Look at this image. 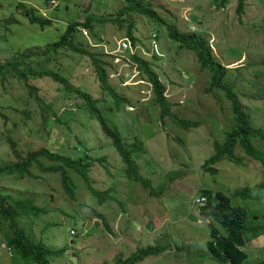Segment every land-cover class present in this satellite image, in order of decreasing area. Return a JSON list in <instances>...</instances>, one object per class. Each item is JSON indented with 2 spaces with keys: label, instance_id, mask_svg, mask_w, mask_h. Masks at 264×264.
<instances>
[{
  "label": "rangeland",
  "instance_id": "obj_1",
  "mask_svg": "<svg viewBox=\"0 0 264 264\" xmlns=\"http://www.w3.org/2000/svg\"><path fill=\"white\" fill-rule=\"evenodd\" d=\"M142 1L165 14L166 20L177 25L183 34L208 40L214 59L229 69L224 84L233 86L240 93V102L251 115L253 123L264 126V73H255L263 70L264 0H246L245 13L241 17L237 14L239 0H228L221 8L219 6L223 0ZM45 2H50L47 7ZM55 2L59 4L52 9V0H0V36L8 37V43L0 39V64L11 60L18 51H42L47 44L63 35L72 22H85L90 15L115 16L126 6L125 0ZM20 4L23 6L20 7ZM29 8H35L36 15L54 20L53 25L44 29L32 26L24 14ZM87 9V14L82 13ZM129 18L141 28L142 39L136 34L138 43H144L147 48L157 44L159 52L172 53L166 57V61L161 60L164 55H155L160 60L156 65L161 71L170 62L180 64L173 54L175 45L166 39L162 27L147 25L143 18L136 15ZM10 19L17 23H6ZM156 30L160 34L159 39L154 41L150 38L156 34ZM77 36L83 48L97 55L104 54L100 58L107 64L110 83L129 101L121 112L112 113V116L107 114L108 121L119 127L128 145H135L139 141L142 143L143 151L134 152L136 167L156 192L162 190L163 193L159 197H150L142 185L126 179L121 157L110 139L103 135L98 123L82 110L75 108L76 114L70 121L71 133L63 131L65 126L56 121L59 118L52 117L46 110L48 126L60 125L52 135H48V131L45 132L42 127L44 119L40 116L42 113L37 102L29 97L22 84L12 79L6 83L0 81V167L17 162L8 141L10 138L24 157L29 151L48 147L59 155L75 153L77 158L79 154L83 155L82 151L78 153L76 149V139H79L84 147L94 150L93 155L90 154L94 166L89 173L94 187L102 193L109 191L110 197L95 201L80 175L69 170V176L77 188L74 201L65 193L60 175H39L37 169V177H28L20 182L16 177L1 180L0 190L3 193L0 194L16 198L31 197L47 213L36 221L23 218L20 225L36 241L42 239L50 250L64 252L62 256L50 259L52 264H104L116 257L128 258L138 249L149 246H163L165 250L158 257H149L141 264H220L209 252L212 219L207 212L202 214L198 200L204 190L222 191L232 196L240 188L253 187L264 180V169L254 160H246L243 165L223 160L215 166L219 170L216 175L203 169L206 161L215 155V140L220 143L226 140L221 134L231 118V104L225 93L217 90L208 93L211 73L202 71L195 55L182 53L187 59L184 66L190 72H198L199 76L196 82L182 85L177 95L168 93V89L165 97H172V102L181 104L174 107L173 114L179 118L190 115L202 122L195 129L186 131L175 121L160 118V109L152 100L146 76L131 60L128 54L130 46H122L126 42L125 30L119 32L115 26L94 25L92 33L86 30ZM138 43L134 47L146 50L143 44ZM148 54L151 56L153 52ZM116 57L121 61H117ZM50 68L60 70V74L68 77L72 85L102 99L100 106L112 100L97 91L98 84L93 78L88 56L60 51ZM193 76L191 74L190 78L194 79ZM44 85L41 92L52 100L53 94L46 89L49 84L45 82ZM190 100L194 108L186 106ZM76 103L75 97L68 99L61 93L57 95L55 108L62 111L66 105L74 108ZM25 109L30 110V115L23 118ZM257 145L264 150L262 142L258 141ZM102 159L103 162H99ZM41 161L46 167L57 165L44 158ZM170 168L176 171L178 183L164 186L170 184L166 177ZM237 200L238 197H232L234 205H242L249 213L250 210L255 212L264 208V196L258 202ZM262 214V211H258L254 218L261 219L263 223ZM42 230L45 231L40 235ZM8 234H11L10 228L0 223V264H14L13 255L11 258L12 253L6 247ZM244 251L249 254L250 262L264 260V236L251 242Z\"/></svg>",
  "mask_w": 264,
  "mask_h": 264
},
{
  "label": "trees",
  "instance_id": "obj_2",
  "mask_svg": "<svg viewBox=\"0 0 264 264\" xmlns=\"http://www.w3.org/2000/svg\"><path fill=\"white\" fill-rule=\"evenodd\" d=\"M125 1L126 6L115 16L95 17L90 15L86 17L85 22H72L67 26L63 35L55 42L47 44L42 51L33 49L31 52L18 51L14 53V57L11 60L0 64V81L6 83L14 79L23 85L28 91L29 97L35 99L37 102V106L42 113L40 116L44 119L42 127L45 132L48 131V135H52L56 129H59L60 125L65 126L63 131L71 133L72 126L70 121L74 118L72 116L76 114L75 108L82 110V113H86L91 120L98 123L103 135L110 139V143H112V146L121 157L122 164L124 165L122 172L126 179L142 185L144 189L148 190L150 197H159L163 193L162 190L158 189L160 192H156L151 182L144 178L136 167L137 158H134V152L137 150L143 151L142 143L139 141L135 145H128L119 127L113 123L111 125L107 118V114L112 116V113L114 115V113L121 112L123 106L129 105V101L123 98L119 94V91L110 83V74L106 67L107 64L100 58L104 54L97 55L83 48L77 38V35L84 32V30L85 32L87 30V32L92 33L94 25H111L117 27L119 32L125 30L124 37L126 41H129L134 46L139 41L136 38V34L142 39L139 32L141 28L129 17L131 15L139 16L147 22V25L157 24L159 27H162L166 39L175 45L173 54L177 62H180V66L170 62V65L168 64V67L161 71L159 66L156 65L160 60L155 55L159 56V53L164 55L161 56V60L166 61V57L172 53L159 52L157 44L155 46L150 45V48H147L144 43H138L143 44L146 50L140 46L141 50L139 53L132 56L133 62L137 64L138 69L146 76V82L151 88L152 100L160 109V118L164 119L167 117L175 121L177 126L186 131H191L202 124L199 119L190 115L187 118H179L173 114L174 107L180 106L181 104L179 102H172L170 100L172 97H165V92L168 89V93L177 95L178 90L183 88L182 85L192 84L197 81L199 73L190 72V69L184 66L186 65L187 59L186 55L182 53L189 54V56L193 54L196 56L197 64L199 63L202 71L208 70L211 73V86L207 89L208 93H213L216 90L221 91L225 93L226 98L231 104V118L226 123V126L223 127L221 134L225 136L226 140L224 143H220L217 139L215 140V155L206 161L203 169L207 173L216 175L219 170L215 166L223 160L236 165H243L246 160H254L259 162L262 169H264V150L257 145L258 141L264 144V126H256L253 123L251 115L244 110V106L240 102V93L238 94L233 86L224 84V79L229 73V69L214 59L212 55L213 51L208 40L183 34L177 25L166 20L167 16L165 14L145 4L142 0ZM227 1L223 0L219 7H224ZM45 3L47 7L49 3ZM22 6L20 4V7ZM245 8L246 0H239L237 14L240 17L244 15ZM88 9L82 11V13L87 14L89 12ZM36 13L37 10L35 8H29L24 13L32 26H38L44 29L53 25L54 20L42 15H36ZM6 23L15 24L17 21L10 19ZM159 34L156 30V34H152L150 39L157 41ZM0 39L1 42L8 43V37L6 35L0 36ZM60 51L88 56V61L94 72L93 78L96 79V83L98 84L97 91H99V94H105L104 97L106 98H112V100L110 102L105 101L104 105L100 106L102 99L95 98L93 94L84 88L82 89L72 85L68 77L60 74V70H52L50 64L55 57L59 56ZM151 52L153 54L149 56L148 53ZM261 66L263 70L261 72H255L258 75L264 73V60L261 62ZM191 74L194 75V79L190 78ZM45 82L49 84L46 87L48 93L53 94L52 100H49L41 92V89L45 87ZM61 93H64L68 99L75 97L77 103L74 108H72V105H66L62 111L55 108L57 95ZM259 94L261 95L262 92L260 91ZM186 106L195 107L192 100ZM46 110L49 111L52 117H58L59 119L56 121L61 122V124L49 127L48 117H45ZM24 113L25 116L23 118L26 116L29 117L30 110L25 109ZM76 138L78 137H72V139ZM8 141L11 143V151L17 159V162L0 167V182L6 177H16L19 179L17 182H20L25 178L37 177L38 174L41 175L42 173L58 174L61 177L62 187L65 193L72 200L76 201L75 189L77 188L68 172L71 170L80 175V178L84 181L95 201L100 202L104 199H109V191L102 193L94 187L93 180H91L89 175L94 166V159L90 155L91 153L93 155L94 150L90 147H84L81 140L76 139V149L78 153L80 150L83 154H79V158L75 157L77 155L75 153L69 156L59 155L56 150L48 147L41 148L37 151H29L28 155L24 157L17 148L16 143L11 138ZM41 158L56 163L57 165L46 167L42 163ZM99 162H103V159L99 160ZM35 169L38 170V174H35ZM166 177L169 178L170 184H165L164 186L178 183L174 169L170 168ZM179 185L182 184L179 183ZM160 189H163V187H160ZM240 189L233 192L234 194L232 196L226 195L222 191L211 192L204 190L202 193V197H206L208 202L206 206L201 207V212L202 214L207 212L209 218L212 219L210 224L212 241L209 242V252L220 264H264V260L250 262L249 254L244 251L246 247H250L251 242L264 236V222L262 223L261 219L254 218L258 214V211H262L264 214V208H260L255 212L250 210L249 213L248 209L242 207V205H234L232 203V197H238L239 200L241 199V201H246L247 203L250 200L253 202L260 201L264 196V180L256 183L253 187L246 186ZM1 192L2 190H0ZM36 203V200L31 197L16 198L11 195L3 196L0 194V223L10 228L11 234L6 236V244L13 250L10 257L12 258L13 255L14 264H52L50 259L60 257L64 254L63 251L55 252L50 250L42 239L36 241L20 225V221L23 218H32L36 221L42 215L47 214ZM198 205L201 206L200 203ZM101 218L103 219V217ZM44 231L42 230L40 235ZM164 250L165 248L163 246H149L138 249L128 258L116 257L113 261L105 262L104 264H141L149 257H158Z\"/></svg>",
  "mask_w": 264,
  "mask_h": 264
},
{
  "label": "clouds",
  "instance_id": "obj_3",
  "mask_svg": "<svg viewBox=\"0 0 264 264\" xmlns=\"http://www.w3.org/2000/svg\"><path fill=\"white\" fill-rule=\"evenodd\" d=\"M52 1H55V0H52ZM49 3H50V2H49ZM52 9H53V8H52ZM84 32H85V30H84ZM128 45L130 46V53H128V54H129L131 57H132V56H135V55H137V54L139 53V51H137L138 49L141 50V48H139V47H134V46L130 45V44H129V41H126L125 43L122 44V46L125 47V48H127ZM144 54H145V53H144ZM123 58H124V57H123ZM116 60H117V61H121L118 57H116ZM127 60H128V58H127ZM131 60H133V59L131 58ZM131 60H128V61L130 62ZM133 61H134V60H133ZM137 68H139V67L137 66ZM139 71H141V70L139 69ZM203 199H206V200H207L206 197H201V198L198 200V203H200L201 206H206L208 200H207L206 202H199V201H201V200H203ZM259 238H260V237H259ZM6 247H8L7 244H6ZM8 249H12V248L8 247ZM10 252L13 253V250L10 251Z\"/></svg>",
  "mask_w": 264,
  "mask_h": 264
},
{
  "label": "built area",
  "instance_id": "obj_4",
  "mask_svg": "<svg viewBox=\"0 0 264 264\" xmlns=\"http://www.w3.org/2000/svg\"><path fill=\"white\" fill-rule=\"evenodd\" d=\"M53 6H52V8H54L55 6H57L59 3H57V2H55V1H52V3H51ZM207 200L206 199H203V200H201V201H199V202H206ZM75 233V232H74ZM10 251H12V249H10Z\"/></svg>",
  "mask_w": 264,
  "mask_h": 264
}]
</instances>
